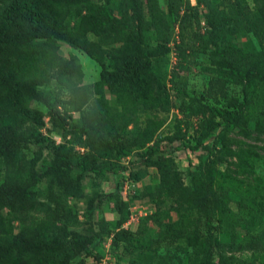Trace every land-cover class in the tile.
<instances>
[{
  "label": "trees",
  "instance_id": "obj_1",
  "mask_svg": "<svg viewBox=\"0 0 264 264\" xmlns=\"http://www.w3.org/2000/svg\"><path fill=\"white\" fill-rule=\"evenodd\" d=\"M229 1L234 5L238 2ZM241 8L248 22L258 21L247 4ZM198 12L197 2L190 5L189 0H167V19L177 25L170 28L162 21L157 0H0V264H88L80 257L93 252L100 235L71 233L69 198L81 194L80 183L86 173L101 169L98 161H104L106 172L116 174L117 170H127L122 160L133 152H140L146 164L156 168L158 178L151 186L177 203L183 215L181 233L188 244L194 247L200 242L201 235L191 226L202 222L208 227L209 247L201 254L196 251L195 261L209 264L215 229L210 200L205 192L183 194L185 185L173 157H153L164 141L159 129L165 120L159 113L176 106L184 118L178 123L185 125L195 116V140L198 144L208 142L213 153L224 126L243 123L264 131V99L259 103L257 97L245 92L241 99L230 98L222 75L209 79L201 95L205 102L186 112L192 103L185 96V76L180 69H172L167 86L154 72L153 63L163 60L170 42H175L180 62L187 61L213 34L217 47L212 56L226 57L234 69L231 76L237 77L235 83L252 78L264 83V58L230 41L218 45L217 32L225 25L222 17L208 21L205 39ZM89 33L95 41L87 38ZM62 41L100 66L98 81L81 82L80 64L61 54ZM52 81L60 92L67 90V98L61 97L59 90L44 88ZM95 91L98 98L90 109H84ZM35 103L44 105L46 111ZM249 105L256 115H242ZM74 113H79L78 117ZM57 128L62 131L59 143L44 133ZM179 133L178 126L167 139L173 141ZM31 143L40 145L28 158L26 150ZM130 176L139 178L137 173ZM42 177L51 180L45 188L40 187ZM226 195L227 190L220 188V196ZM103 197L102 192H95L86 199L87 218L94 203ZM246 198L252 199V204L245 205ZM237 207L235 219L248 225L239 248L256 253L259 264H264V232L254 229L260 219L256 213H264V193L257 186L245 187ZM4 208L15 213L19 222L16 232ZM117 208L122 210L123 205L117 204ZM194 212L199 216H192ZM137 226L135 231H116L113 242L121 235L139 232L143 224Z\"/></svg>",
  "mask_w": 264,
  "mask_h": 264
},
{
  "label": "rangeland",
  "instance_id": "obj_2",
  "mask_svg": "<svg viewBox=\"0 0 264 264\" xmlns=\"http://www.w3.org/2000/svg\"><path fill=\"white\" fill-rule=\"evenodd\" d=\"M237 1L234 5L229 0H189L190 5H195L197 2L198 16L202 26L201 33L205 39L208 37L206 31L210 29L208 21L222 17L225 25L220 33L217 32L218 45L230 41L241 49L248 48L249 51L257 52L264 58V0ZM157 2L163 23L170 28L177 27L175 22L173 24L167 19V0H157ZM244 4L257 14V22H248L243 17L241 6ZM145 12V18L149 21L150 16L147 11ZM258 30L262 31L261 35L257 33ZM87 38L95 41V36L91 33L87 34ZM207 41L208 44L202 47L201 51L182 63L176 55L175 42H170L167 45V51L163 53V60L153 63L154 72L167 86H169L167 79L172 69H180L185 76V96L192 103L190 109L185 108V111L196 110L198 103H204L205 100L201 95L209 79L222 75L225 76L230 98L241 99L245 92L248 96L257 97L259 103H263L264 83L257 78L246 79L243 84L233 82L237 77L231 76L234 69L228 64L226 57H219L221 55L219 52V59L212 56L217 47L214 44L215 35H211ZM176 42H178L177 38ZM59 43L61 54L67 58L74 57L80 64L82 83L90 84L99 80L100 66L94 60L63 41ZM44 88L54 92L59 90L58 93L63 98L68 96L67 90L63 88L60 92L59 86L54 81ZM171 92L173 93V90ZM103 93L105 97H110L106 89ZM98 96V92L95 91L84 109H90ZM208 102L212 103L211 100ZM34 106L46 111L42 104L35 103ZM250 106H247L243 113L241 112L242 115H248L250 112L253 116L256 115L255 108ZM78 114L73 115L76 118ZM159 115L165 120L159 129V136L163 137L164 141L153 157L158 155L173 157L185 185L183 194L187 196L191 191L205 192L210 200L215 229L212 233L213 256L208 263L259 264V255L240 250L242 235L248 225L245 221H237L234 214L238 208L240 193L245 187L257 186L260 192L264 193V131L259 132L254 127L243 126V123L224 126L215 145L217 151L210 153L211 146L208 142L202 141L198 144L195 140L196 136L193 132L197 127L195 116L188 120L187 125L184 122L178 123V120L184 118L176 106L167 113H159ZM177 125L181 133L175 140L169 141L167 137L173 135ZM47 126H50L48 122ZM44 133L49 140L53 139L56 143L62 142L60 128L49 133L45 130ZM38 145L40 144L28 145L26 150L28 158L32 156L31 150ZM42 151L43 154L46 153V149ZM131 154L130 157L122 160L127 170H117L116 174L106 172L104 161H98L97 164L99 168L101 166V169L86 173L80 183L81 194L78 197L69 198L73 212L69 224L71 233L77 236L89 233L100 235L93 252L80 258L88 264H100L105 257H108L105 264H197L196 251L201 254L209 247L208 227L202 222L191 226V230L198 231L201 236L200 242L198 241L194 247L189 245L185 235L181 233L183 215L178 210L177 203L165 193L160 194L159 188L151 186L152 181L158 178L156 168L146 164L140 152ZM130 173H137L139 178L133 179ZM130 179L135 181V186L131 189V193L125 194L123 183L126 180L131 181ZM49 182H51L49 178L42 177L40 187L45 188ZM237 187L240 188L236 191ZM220 188L227 190L226 196H220ZM95 192H102L104 197L101 201L94 203L93 213L90 218H87L86 199ZM117 204L123 205L122 210L117 208ZM250 204L252 199L246 198L245 205ZM3 212L12 222L16 232L19 222L15 213L8 208H4ZM193 215L199 216V213L194 212ZM256 215L260 219L256 221L254 229L264 232V213L259 214L258 210ZM138 224H143L139 227V232L121 235L116 243L113 242L116 231L120 229L135 231ZM154 241L158 242V245L153 244Z\"/></svg>",
  "mask_w": 264,
  "mask_h": 264
},
{
  "label": "clouds",
  "instance_id": "obj_3",
  "mask_svg": "<svg viewBox=\"0 0 264 264\" xmlns=\"http://www.w3.org/2000/svg\"><path fill=\"white\" fill-rule=\"evenodd\" d=\"M174 48H175V47H174ZM175 52H176V51H175ZM176 109H178V108H176ZM46 120H47V118H46ZM127 158H128V157H127ZM125 182H128V185H129V186L125 189V194H127V192L130 193V192H131V189L134 188V186H135V181L132 182V181H128V180H126V181H124V183H125ZM124 183H123V185H124ZM123 185H122V186H123ZM122 186H121V187H122ZM123 187H124V186H123ZM120 189H121V188H120ZM123 189H124V188H123ZM127 190H128V191H127Z\"/></svg>",
  "mask_w": 264,
  "mask_h": 264
},
{
  "label": "built area",
  "instance_id": "obj_4",
  "mask_svg": "<svg viewBox=\"0 0 264 264\" xmlns=\"http://www.w3.org/2000/svg\"><path fill=\"white\" fill-rule=\"evenodd\" d=\"M129 185H128V182H125L124 183V190L128 187ZM107 258L108 257H105L104 259H102V261L100 262V264H105L106 262H107Z\"/></svg>",
  "mask_w": 264,
  "mask_h": 264
}]
</instances>
